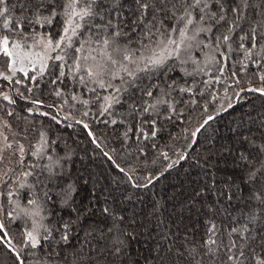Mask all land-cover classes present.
Listing matches in <instances>:
<instances>
[{"label":"snow or ice","instance_id":"snow-or-ice-1","mask_svg":"<svg viewBox=\"0 0 264 264\" xmlns=\"http://www.w3.org/2000/svg\"><path fill=\"white\" fill-rule=\"evenodd\" d=\"M57 8L62 11L58 13ZM13 12H19V17L14 16ZM58 15L63 19V27L57 39L34 30L28 32L29 26L51 25ZM85 26L88 30H94L95 39L90 36L87 41L81 42L74 51L84 52L87 44V54L75 57L72 64L67 65L65 57L69 53L66 49L73 48L74 38L83 35ZM29 38L32 40L30 44L26 43ZM92 44L98 47H91ZM222 47L224 50H221ZM204 49L209 51L204 52L203 60L193 55L194 51ZM52 53L57 54L53 56ZM49 61L61 62L53 64L54 68L60 69L57 80L66 77L78 80L80 85L94 94L92 101L85 99L79 102L84 105L98 104L99 116L111 117L119 112L117 105L120 108L127 105V111L121 114L119 121L120 124L125 119L132 121L121 133L124 141L155 138L162 131L157 126L160 118L172 121L173 115H179L178 105L189 102L196 104L194 97L204 95V92L196 90V76H208L209 79L202 83L210 88L222 83L226 70L236 77L237 71L233 68L237 64L242 71L249 69V62L254 67L264 69V0H63V3L59 0H16L15 3L0 0V80L15 84H21L25 79L36 82L49 69ZM189 64L193 66L192 71L185 67ZM66 66L69 67L68 73L63 70ZM177 67L183 73L179 78L184 80V84H178L169 75ZM30 72L35 74L30 76ZM214 72L219 75H214ZM17 73L22 74L21 79H14ZM254 74L264 82V73ZM186 77H192V81L189 82ZM235 84H239L238 79ZM98 90L107 94L100 95ZM28 91L32 89L28 88ZM247 91L264 96V87L248 88ZM174 92L179 93V97L173 96ZM18 94L23 97V93ZM185 94L193 99L185 100ZM61 95V91H55V96ZM235 95L239 97L240 93L236 92ZM224 96L228 103L222 106V110L227 111L233 107L227 87ZM0 97L9 105L16 103L5 92H0ZM72 99L77 100L78 97L73 96ZM216 99L218 97L213 96V100ZM31 103L43 106L41 100H32ZM207 110L205 105L204 111ZM5 114L13 116V111H6ZM41 115L47 116L48 113ZM88 115L89 112L85 111L84 116ZM214 119L215 116L208 115L192 135L195 136ZM102 122L106 125L118 123L115 118ZM145 125L148 126L147 131ZM83 127L87 129L88 124L84 123ZM5 129L10 130L11 125L0 116V163L5 160L4 153L13 148ZM88 134L93 136L91 131ZM12 135L15 137L19 133ZM244 140L255 149V154L239 152L238 158L233 157V167L223 181L225 188L217 185L211 191L215 199L209 202V214L204 221L205 230L201 240L189 239L186 232L183 242L177 245L176 241L168 242L167 236H161L149 247V255L143 257L145 262L264 264V144H257L249 137H244ZM41 141L39 149L32 155H38L47 144L43 133ZM92 142L96 143L95 137ZM15 143L19 153L17 163L22 165L25 148L18 140ZM97 147H100L98 143ZM104 155L112 160L107 152ZM163 155L165 159L168 158L167 153ZM222 159L225 164L228 163L227 158ZM46 167L54 175L52 166ZM116 168L127 175L125 168L118 164ZM8 171L11 169L2 174L6 176ZM31 174L24 173L25 176ZM128 178L131 180V176ZM20 187L25 185L21 184ZM0 195L3 193L0 192ZM7 195L11 202L14 193L8 192ZM44 196L47 201L53 199L48 192ZM70 198L71 186L63 190L65 205L69 204ZM27 203L32 209L24 208L21 211L32 218V227L22 232V246L19 249L0 220V246L7 249V253H0V264H9L8 254H11L12 264H28L29 260L32 264H129V250L140 243V236L144 235L134 230L120 229L114 223L107 230H98L95 236L89 231L84 239H80L75 234V228L81 215L87 212L86 208H68V219L61 216L62 224L48 227L41 223L45 217L41 216L43 207L37 200L29 199ZM103 212L107 214L109 209L104 208ZM233 213H238L239 218ZM7 215L11 216V213ZM218 216L223 217L219 225L216 222ZM119 222L123 223L122 217ZM250 225L257 227L253 229ZM133 264H139V260L133 261Z\"/></svg>","mask_w":264,"mask_h":264},{"label":"trees","instance_id":"trees-1","mask_svg":"<svg viewBox=\"0 0 264 264\" xmlns=\"http://www.w3.org/2000/svg\"><path fill=\"white\" fill-rule=\"evenodd\" d=\"M12 2L15 3L16 0ZM59 2L63 3V0ZM61 11V8H57L58 13ZM13 15L19 17L20 13L13 12ZM62 27L63 19L58 15L51 25L29 26L28 32L34 30L41 35H51L53 39H57L62 33ZM82 32V36L74 38L73 48L66 49L69 53L65 57L67 65H71L73 59L78 56L74 49L79 47L81 42L87 41L90 36L95 39L94 30H88L87 26ZM221 50H224L223 47ZM206 51L209 50L204 49L199 53ZM56 54L52 53L53 56ZM54 63L61 62L49 61V69L43 77H38L36 82L25 79L21 84H15L0 80L1 85L8 89L6 93L16 101L15 104L9 105L0 97V116L11 125L10 130H5L8 133H19V141L27 143L28 146L24 163H16L11 176L3 183L0 181V190L3 193L0 199L4 214L2 221L17 249L22 246V232L29 227L23 217L13 218V201L17 199L26 204L33 198L43 207V223L48 227L62 224L61 216L65 220L68 219V208H86L87 212L81 215L75 228V234H78L80 239H84L89 231L95 236L98 230H107L114 223L120 229L144 233L140 236L141 242L134 244L129 250V264L136 260H139V264H152L151 261L145 262L143 257L149 255V247L159 241L161 236H167L168 242L176 241L179 245L187 232L189 239L200 241L205 230L204 221L209 214V202L215 199L211 191L217 185L225 188L223 181L233 167V157L238 158L239 152L255 154V149L244 137L255 140L257 144H264V96L247 91L248 88L264 87V82L254 74L264 73V69L254 67L249 62V69L242 71L237 64L233 68L237 71L236 77H232L231 72L226 70L222 83L214 84L210 88L202 83L203 80L209 79L208 76H196V90L204 92L202 97H194L197 103L178 105L179 115H173L172 121L163 118L158 120L157 126L161 127L162 131L158 132L155 138L134 142L124 141L121 136L132 123L130 119H125L123 124L119 123L121 114L127 111V105L124 108L117 105L119 112L111 117L99 116L98 104L84 105L79 102L85 99L92 101L94 94L80 85L78 80L70 77L57 80L60 69L54 68ZM63 70L68 73L69 67L66 66ZM34 74L29 73L30 76ZM213 74L219 75L217 72ZM169 75L175 78L178 84H184V80L179 78L183 75L179 67ZM21 76L22 74L17 73L14 79H21ZM185 79L192 81V77ZM237 79L238 85L235 84ZM225 87L228 88L233 107L209 122L194 138L192 133L203 120L210 114L222 111V106L227 105ZM28 88L32 91L29 92ZM57 90L62 92L60 97L55 96ZM98 92L100 95L107 94L103 90ZM236 92L240 93L239 97L235 95ZM18 93H23V97ZM179 95L173 93V96ZM73 96L78 99L73 100ZM213 96L218 99L213 100ZM184 98L187 101L193 99L187 94ZM32 100H41L43 106L32 104ZM205 105L207 112L204 111ZM28 109L32 111L29 112ZM6 111H13V116H7ZM85 111L89 112L88 116H84ZM53 116L56 117L55 120L52 119ZM113 118L118 121L116 125H106L102 122ZM84 123L88 124V130L93 133L92 138L95 137L96 143L87 135ZM147 127L145 125L146 131ZM40 133L44 134L47 144L42 152L33 158L29 153H32L34 146L39 143L36 140ZM97 143L100 147H97ZM140 149L144 151L141 152ZM105 152L112 160L104 155ZM163 153H167V159ZM181 156L185 158L178 163ZM222 157L227 158V164ZM16 158L14 155L15 160ZM117 164L125 168L127 175L116 168ZM170 164L172 167H169ZM48 165L52 166L54 175L49 173L46 167ZM25 172L32 174L19 181L18 175ZM21 184L25 187L21 188ZM69 186L71 198L69 204L65 205L62 199L63 190ZM8 192L14 193L10 198L11 202ZM45 192L53 197L52 201H47ZM104 208L109 209V213H104ZM7 213H11V216ZM233 214L239 218L238 213ZM257 214L259 215V212ZM121 217L123 223L119 222ZM222 219V216H218V225ZM256 227L257 225H250V228ZM113 234L118 233H109ZM178 237L181 239H177ZM4 252L7 253V250ZM8 259L11 264V254H8ZM28 264H32V261L29 260Z\"/></svg>","mask_w":264,"mask_h":264},{"label":"rangeland","instance_id":"rangeland-1","mask_svg":"<svg viewBox=\"0 0 264 264\" xmlns=\"http://www.w3.org/2000/svg\"><path fill=\"white\" fill-rule=\"evenodd\" d=\"M26 43H32V40H28V41H26ZM91 47H94L93 45H91ZM88 48H89V45H85V51L84 52H82V53H78V56H83V55H86L87 54V50H88ZM37 51H39V49L37 48L36 49ZM207 52V51H206ZM198 54V55H197ZM93 55H96V53H93ZM193 55L194 56H198L201 60H203V58H204V53H199V51H194V53H193ZM98 59H99V57H98ZM83 62V61H82ZM88 63H92V61H89ZM185 67H187L188 68V70H190V71H192V68H193V66L191 65V64H189V65H186ZM1 82L2 81H0V92H5L6 93V91L8 90V89H6L5 87H4V85L2 86L1 85ZM5 133L7 134V135H9V140L10 141H12L13 142V148L12 149H10V150H8V151H6L5 153H4V156H5V160H4V162L3 163H0V181L3 183V181H5L7 178H8V176H11V174H12V172L15 170L14 169V166H15V164L17 163V159L19 158V153H18V151L17 150H15V149H18V145L15 143V141H19V139L17 138V136H13L12 135V133L11 132H6V130H5ZM11 133V134H10ZM44 140H45V137H44ZM20 142V141H19ZM28 142V141H27ZM36 142H39L38 144H36V146H34V148H35V150L33 149L32 151L33 152H36L37 151V149H39V147H40V144L42 143V141H41V133L37 136V140H36ZM20 143H22L23 145H24V148H25V154H24V157L26 156V151H27V149H28V146H27V143H23V142H20ZM15 147H17V148H15ZM31 151V152H32ZM32 152V153H33ZM42 152V151H41ZM40 152V153H41ZM12 153H16L15 154V156L17 157L16 158V160L14 159V155L12 154ZM32 153H29V154H32ZM39 153V154H40ZM32 157L33 158H36V155H32ZM8 169H11V171H8V174L6 175V176H4L3 174H2V172L3 171H6V170H8ZM26 176L24 175V174H20V175H18V177H17V179H19V181H20V179H22V178H25ZM0 192H1V190H0ZM0 199H1V195H0ZM1 201H0V207H1ZM13 209H14V213H13V218L15 219V218H19V217H23V219H26V222H27V224H28V227H29V229L32 227V218H30V217H28V216H25L24 214H23V212L21 211V209H24V208H28L29 210H31L32 209V206L31 205H29L28 203H26V204H24V203H22V202H20V201H18L17 199L16 200H14L13 201ZM1 214H0V220H2L3 219V216H4V214H3V211L2 212H0ZM41 216H43V217H45L44 215H43V212H41ZM44 221V220H43ZM43 221H41V223H43ZM44 224V223H43ZM28 229V230H29ZM6 251L5 249H4V247L3 246H0V253H5L4 251ZM8 262H9V264H10V261H9V259H8ZM12 264V263H11Z\"/></svg>","mask_w":264,"mask_h":264},{"label":"water","instance_id":"water-1","mask_svg":"<svg viewBox=\"0 0 264 264\" xmlns=\"http://www.w3.org/2000/svg\"><path fill=\"white\" fill-rule=\"evenodd\" d=\"M255 93L260 94V93H258V92H255ZM224 112H225V111L222 110V111L219 112V115H217V113H216V114H213V116H215V118H217V117H219L220 115H222ZM62 120H63V119H62ZM210 122H211V121H210ZM202 123H203V122H202ZM205 126H206V125H205ZM198 127H199V126H198ZM198 127H197V128H198ZM197 128H196V129H197ZM202 129H203V128H202ZM202 129H201V130H202ZM201 130H200V131H201ZM85 131H86L87 135L89 136V134H88V133H89L88 128L85 129ZM195 131H196V130H195ZM200 131H199V132H200ZM199 132L196 133V135L194 136V138H196V136L199 134ZM89 138H90V139H93L92 136H89ZM182 160H183V159H179L178 163L181 162ZM6 250H7V249H6Z\"/></svg>","mask_w":264,"mask_h":264}]
</instances>
